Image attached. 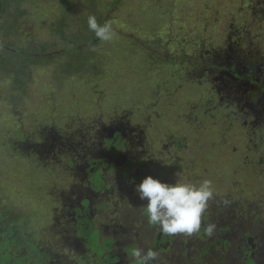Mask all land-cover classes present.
I'll return each mask as SVG.
<instances>
[{
	"label": "rangeland",
	"instance_id": "1",
	"mask_svg": "<svg viewBox=\"0 0 264 264\" xmlns=\"http://www.w3.org/2000/svg\"><path fill=\"white\" fill-rule=\"evenodd\" d=\"M257 1H4L3 12L0 8V207L28 214L31 234L43 251L66 264H81L86 251L73 245L60 212L82 200L75 197L78 189H89L82 175L85 157L52 136H71L78 122L88 128L99 117L118 115L122 121L140 124L154 144L149 148L155 159H146L141 166H147L144 176L166 183L180 179L198 184L210 179L215 199L207 211L213 221H222L221 236H232L236 242L249 231L260 244L264 237V115L243 124V112L227 102L219 103L224 89L218 93L200 70L182 63L183 53L192 52L195 39L200 38L202 46H219L228 32L233 34L231 41L239 38L249 45L254 38L264 50V14L254 18L249 10L259 8ZM89 15L111 22L117 38L105 44L88 30L80 35L79 28ZM82 36H90V42ZM30 48L34 49L32 62L26 69L18 66L15 74L9 59L23 61ZM36 107L41 117L29 113ZM20 130L34 134L21 148L26 137L21 139ZM168 138L171 144L180 139L184 146L171 153L162 144ZM40 140L36 153L27 142ZM98 149L92 147L90 156ZM136 174L132 181L139 183L143 172ZM131 184L133 188L127 184L124 190L126 183L118 182L111 206L91 211L95 227H102L104 249L118 252V264H137L131 256L134 244L158 252L153 264H207L199 257L204 256L202 241H209L195 235L184 236V242L175 245L154 243L159 228L148 224L146 201L139 198L137 184ZM58 219L55 229L52 225ZM218 236L214 230L208 237L213 243L209 264L228 255V250L220 256L214 248ZM232 251L237 256L238 250Z\"/></svg>",
	"mask_w": 264,
	"mask_h": 264
},
{
	"label": "flooded vegetation",
	"instance_id": "2",
	"mask_svg": "<svg viewBox=\"0 0 264 264\" xmlns=\"http://www.w3.org/2000/svg\"><path fill=\"white\" fill-rule=\"evenodd\" d=\"M4 1L6 2V0H0L1 12L4 9ZM258 2L259 8H256V6L249 7L254 18L264 14V0L261 2L258 0L256 4ZM103 21L105 22L104 17ZM86 26L87 23L83 22L82 28H79L80 35L88 30L90 34H93L92 36H95L89 28H85ZM228 35L227 43L224 46L208 45L204 47L200 38L198 40L195 39L194 41L197 42L193 45L192 52L183 53L182 63L191 64L194 70H200L204 80H208L210 84L214 85L218 93L221 89H224L226 94L224 97H219V103L227 102V106L232 105L238 108L244 113L243 124L248 125L252 123L247 120L248 118L253 120L264 115V50L261 49L260 42L254 38L251 39L249 45H246L239 38L231 41L230 36H233L232 32H228ZM82 39L90 42V36H82ZM71 42H75V40H71ZM32 50L34 49H26L27 52H25L23 61L17 60V57L9 59L15 74L18 66L22 64V67L26 69L28 63L32 62ZM46 59L48 60V58ZM76 59L79 60V58ZM63 63L67 64L65 60ZM20 79L18 78V81H21ZM84 125L85 123L78 122L77 127L73 129L75 134H71V136H62L59 133L57 134L58 136H52L56 142L71 144V147L77 150L79 154L84 155L85 162L82 164L84 165L82 175L86 178L89 187V189L77 190L75 197H82V200L74 204L73 207L65 206L61 209L60 218L68 224V231L71 233L73 245L78 248L81 247L86 251L81 264L85 262L88 264H99L98 261H101V264H118V257L115 256L118 252L104 249L101 242L103 237H101L100 233V228L102 227H95L91 219V211L94 212L98 208L103 209L111 206L114 197L118 195V182L122 181L126 183L124 190L127 188V184L129 188H133L131 183L138 184L137 182H133L132 179L138 176L139 174L137 175L136 173L141 170L143 172L141 175L144 176L147 166H141L146 164V159H155V153L149 148V146L154 144L147 139L146 134L144 135L145 132L140 128V124L136 123L132 125L129 121H122L118 115L110 119L109 117H99L96 119L95 124L89 125L88 128H83ZM54 130L58 132L56 128ZM39 131V129L36 130V132ZM164 131L163 135L167 134ZM33 135L29 132L25 133L26 138L21 141L19 147L23 146L25 139L33 137ZM45 137L48 138V136ZM27 143L36 150V153L40 152L38 145L42 143V140L33 144ZM155 143L160 144L159 142ZM162 144L167 146L169 152L174 154L175 151L184 146L180 139L171 144L170 138L162 142ZM95 146L99 148L98 152L90 156V150L92 147L94 149ZM195 157L196 155L193 159ZM83 194L85 196H82ZM70 200L68 199V202ZM83 200L86 201V205L82 204ZM11 208L8 206L0 207V240L8 241V244L16 241L20 243L24 240H27L30 244H36L34 236L29 229L30 221L28 214L12 211L10 210ZM206 213L205 219H202L199 233L194 235L199 240L211 242L208 238L209 236L205 234L204 228L205 225L213 223L215 225V232L219 234L215 239L216 245L214 248L219 252L220 256L228 250V255L217 258L218 260L216 259L214 264H264V237L262 242L257 244L256 239L252 240L250 232L246 231L245 234L247 235L245 237L233 242L234 237L221 236L225 228L221 225L222 221H213L209 211H206ZM11 214H17L18 217L22 214L23 217L17 221H10ZM59 219L52 225L55 229L58 227ZM13 224H16V226L11 230ZM90 232H94V234H90ZM262 233L264 234L263 231ZM183 237L184 235L165 236L158 230L154 237V243L158 245L173 242L175 245L184 242L181 241ZM202 242L205 247L202 251L204 256H200L199 258L200 261L209 264L212 258L210 254L213 253L211 248L213 243ZM134 246L137 247L136 244ZM232 249L238 250L237 256ZM179 256L180 258H185L182 252ZM123 257V260H125L124 255ZM224 258L226 259L223 260ZM200 261L196 260L195 263H200ZM125 262L128 264L127 261Z\"/></svg>",
	"mask_w": 264,
	"mask_h": 264
},
{
	"label": "clouds",
	"instance_id": "3",
	"mask_svg": "<svg viewBox=\"0 0 264 264\" xmlns=\"http://www.w3.org/2000/svg\"><path fill=\"white\" fill-rule=\"evenodd\" d=\"M87 25L102 43H112L117 38V32L111 22L100 24L94 15H89ZM90 50L96 51V47L90 46ZM135 190L139 198L146 201L143 207L148 224L158 227L161 234L169 237H190L199 233L209 202L215 199V189L210 179H202L198 184L180 179L175 183H166L146 175L135 185ZM214 230V224L205 225L206 235L211 236ZM158 255L152 248L136 247L131 252L137 264H153Z\"/></svg>",
	"mask_w": 264,
	"mask_h": 264
},
{
	"label": "trees",
	"instance_id": "4",
	"mask_svg": "<svg viewBox=\"0 0 264 264\" xmlns=\"http://www.w3.org/2000/svg\"><path fill=\"white\" fill-rule=\"evenodd\" d=\"M118 1L119 0H116V2ZM96 19L98 23H104L102 16H99ZM58 29L60 32L63 30L61 27ZM226 43L227 40L220 46H224ZM203 46H206L205 43ZM37 108L38 107L29 111V113L35 117H41V115L36 112ZM19 135L21 136V139L25 137L22 130L19 131ZM235 210L238 212L237 208H235ZM9 219L10 221H17L19 217L17 214H11ZM15 226L16 224H13L11 230L15 228ZM16 242L8 244V241L0 240V264H66L65 261L63 262L43 251L41 246L35 241L36 244H30L27 240L20 243H18L19 241Z\"/></svg>",
	"mask_w": 264,
	"mask_h": 264
}]
</instances>
